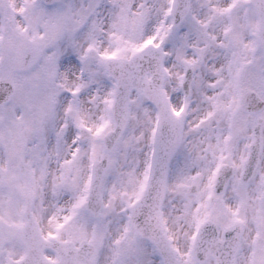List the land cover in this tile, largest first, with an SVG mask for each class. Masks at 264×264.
Segmentation results:
<instances>
[{"label": "snow or ice", "instance_id": "6c2138e0", "mask_svg": "<svg viewBox=\"0 0 264 264\" xmlns=\"http://www.w3.org/2000/svg\"><path fill=\"white\" fill-rule=\"evenodd\" d=\"M0 264H264V0H0Z\"/></svg>", "mask_w": 264, "mask_h": 264}]
</instances>
